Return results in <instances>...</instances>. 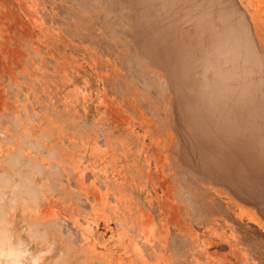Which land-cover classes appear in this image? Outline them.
<instances>
[{"label":"bare ground","instance_id":"bare-ground-1","mask_svg":"<svg viewBox=\"0 0 264 264\" xmlns=\"http://www.w3.org/2000/svg\"><path fill=\"white\" fill-rule=\"evenodd\" d=\"M15 1L4 6L12 24L24 17L42 36L38 47L14 25L12 38L28 50L21 62L57 66L68 52L105 99L133 110L126 122L113 110L88 119L99 93L86 87L68 92L73 113L42 102V133L0 158V264H207L214 237L261 264L264 0ZM13 131L0 129L3 144H15ZM133 140L149 145L152 165L137 160ZM71 152L87 162L72 180ZM101 218L116 247L128 240L124 258L94 234Z\"/></svg>","mask_w":264,"mask_h":264},{"label":"rangeland","instance_id":"rangeland-1","mask_svg":"<svg viewBox=\"0 0 264 264\" xmlns=\"http://www.w3.org/2000/svg\"><path fill=\"white\" fill-rule=\"evenodd\" d=\"M13 1H15V0H4V1L0 0V76H1L0 77V129H2L7 134L9 133V131L11 132V130L12 131L14 130L13 133H16V134H14L13 136L15 137L16 142H15V144L11 145V144H3L0 140V158L1 157L4 158V156L7 153L14 150L16 147H19V144L21 143V137H23L24 135L27 134L32 138L39 137V135L44 130V124L41 123V121H42L41 118L46 117L45 115H43L40 112L43 101L47 102V104H50V106H55V105L56 106L57 105L63 106L64 104H69L70 105L69 110H71V108H72V110L70 112L71 113L75 112L74 108H73L72 101L67 98V94L70 91H72V92L75 91L76 88L86 87L88 90L99 93L98 94V97H99L98 101H96V103H94V105L92 104V107L87 112L88 119H98L100 116H103V115L107 116V114L112 112V110H113L114 114H115V112L116 113L118 112L121 114V119H119V120L126 122L125 119H122L123 118L122 113L125 112V114L126 113L130 114V112L133 110L132 107H130L129 105H126L124 103L123 104H116L115 103V105H114L113 101H111V100L108 101L109 99H105L106 97H104V95H102L101 86L98 83V81L96 80V77L90 73V71L85 67L84 64H81V62L77 61L74 57H72L71 54H68V52H65L66 54H64V55H60L58 53V51L49 48L50 54L55 53V54L60 55L59 56L60 60L58 61L59 64L57 66L42 63L40 61L34 62V64H31V66H26L27 64H24L23 62H21V60H22L21 55L23 56V55L27 54L28 50H26L20 42H16L19 40L12 38L11 31H12V28H14V25L18 26L17 30L19 31V33H21L20 34V35H22L21 38L22 37L27 38V36H23V35L27 34V32L29 30V36L28 37L30 39H32V41H34V43H36L37 45L42 43V36H41V32H40V24L34 23V25H32V22L30 23V21H28L24 17H22L20 19L26 20L25 25L20 24L19 20L16 24H14V25L12 24L11 17H9V13H7V10H5L4 6H7V8H8V6L10 7L12 5ZM16 4L18 5V7L22 6V8H23V5L19 4L18 1L16 2ZM9 29H11V30H9ZM7 31H9V32H7ZM38 47H40V45ZM38 47L36 46V49H34V51H39L40 48H38ZM39 65L40 66L42 65V66L40 67ZM60 65H61V67H60ZM59 67L61 68V70L63 72V73H61L60 76H57V78L53 79L52 81L46 79L45 83L42 81L41 77L44 74L43 72H47L49 74V75L46 74L48 78H50V76L56 77L55 74H57L56 72H57ZM3 72H4V74H2ZM40 72H41V75L39 74ZM23 73L24 74L26 73L29 75L27 77H28V79L29 78L30 79L27 82H26L27 77H26V75L24 77ZM62 74H63V76H62ZM58 75H59V73H58ZM11 82L14 83V85H15L14 87L9 86V84L11 85ZM57 87H58V89H57ZM4 88H6V89H4ZM53 90H56V91H53ZM25 95H27V96H25ZM33 112H34V114H33ZM37 115H38V117H37ZM22 118H24V119H22ZM114 118H116V117L114 116ZM116 120H117V118L112 121V125L114 127L116 126V124H118V121H119V120H117V121ZM36 121H38V122H36ZM44 122L46 123L45 120H44ZM118 128H119V130L117 131V133L122 132V127L120 126ZM127 128L129 130H132V131L134 130V128L131 127L130 125H127ZM40 131H41V133H39ZM61 133H62V137H65V139H67V141L71 140V135H70L69 131L68 132L67 131L66 132L61 131ZM135 133H137V131H135ZM41 141L44 143H48L49 145L53 143V141H49V142L44 141V140H41ZM134 141L135 140L131 141L132 145L130 148H131V150H133V154L136 156L137 160H139L141 162H145L147 160L150 162V164L151 163L153 164L154 163L153 159L151 157H147L148 156L147 150L150 148L149 145H147V144L144 145L141 140H137L136 142H134ZM66 144H67V142H66ZM67 149L69 150V148H67ZM145 155H146V157H145ZM69 160L65 162L66 163L65 167H67V169L71 172L69 174L64 173L65 174L64 178L72 180V178L74 179L76 176H78L80 174L79 173L80 169L85 168V164L87 165V162L79 160V158L75 157V155L72 154V152H71V156H70ZM70 169H72V170H70ZM74 170H75V172H72ZM144 186L145 185L143 183L138 182V190H140V195L143 197H147L149 190H146V188L144 189ZM46 209L47 208H45V210ZM50 209H53V212L56 215L61 214L62 217H65L67 220L69 219V215L66 212L59 210L57 207L56 208L50 207ZM88 217L89 216L86 215L83 219L89 220L90 218L88 219ZM92 223L96 226L94 234L95 235L102 234L103 239L106 242V244L108 242H110L111 245L116 247L117 235L113 236L111 234L110 228H107V230H106L104 227V225H106V224H111V228H112L113 224L111 222L108 223V221L105 220V218L98 219V221L93 220ZM92 239L93 238H90L88 240L89 241L88 243L92 246H95V248H97V251L102 254L103 253L102 252L103 247H101L99 244H95L94 239L93 240ZM218 241H219V239L217 237H214L212 239L207 240L206 244H208V251L209 250L212 251V252L209 251V255H210V253H211V255L207 258V260H208L207 264H222V263L223 264L224 263H226V264H236V263L237 264H259V262L256 260L249 262L245 255H243L242 253H239L238 251L230 249L226 244H222L221 241H219V242ZM127 244H128V240L124 239L115 248L114 252L116 254H114V255L116 258H118V257L124 258L125 257V253H126L125 250H126ZM199 244H200V242H199ZM259 244L262 247H264V242H259ZM214 251H215V253H214ZM262 263L264 264V261H262Z\"/></svg>","mask_w":264,"mask_h":264}]
</instances>
